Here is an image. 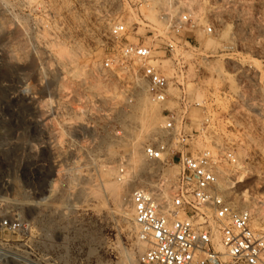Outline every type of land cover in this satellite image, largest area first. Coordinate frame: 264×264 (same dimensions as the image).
<instances>
[{"label": "rangeland", "instance_id": "374dc122", "mask_svg": "<svg viewBox=\"0 0 264 264\" xmlns=\"http://www.w3.org/2000/svg\"><path fill=\"white\" fill-rule=\"evenodd\" d=\"M126 44L152 49L172 80L165 103L151 102L140 67L121 57ZM164 110L187 119L188 151L237 155L244 169L222 168L235 178L227 197L264 225V0H0V223L31 222L19 253L38 264H138L147 247L130 197L170 193L179 173L144 157L166 135ZM135 143L143 169L132 164ZM121 170L136 174L123 206Z\"/></svg>", "mask_w": 264, "mask_h": 264}, {"label": "built area", "instance_id": "2783aa9c", "mask_svg": "<svg viewBox=\"0 0 264 264\" xmlns=\"http://www.w3.org/2000/svg\"><path fill=\"white\" fill-rule=\"evenodd\" d=\"M183 20L189 22L187 17ZM206 31L209 35L213 33L209 26ZM124 33V27L111 31L114 38ZM186 41L195 50L193 39ZM120 54L124 60L134 61L140 67L151 102L165 103L172 80L158 65H153L152 49L126 44L120 48ZM111 64L109 59L105 67L110 68ZM194 106L201 107L198 103ZM191 107L189 103L184 105L185 115ZM163 113L167 114L163 127L166 135L160 141L148 143L144 157L147 161L175 164L179 173L170 193L139 188L130 197L137 240L147 247L139 256L138 264H264V231L255 226L251 211L227 197L234 187L224 188L228 180L235 178H224L222 168H230L231 173L241 171L244 167L240 159L227 148L216 152L188 151L193 135L189 133L192 130L188 129L187 119L180 118L175 111ZM209 124L210 119L205 118L201 130ZM123 176L121 170L119 181ZM32 234V224L25 218L17 216L2 221L0 256L11 263L38 264L28 253H19L25 247L22 243ZM4 242L10 246L5 253L1 252Z\"/></svg>", "mask_w": 264, "mask_h": 264}, {"label": "bare ground", "instance_id": "6f19581e", "mask_svg": "<svg viewBox=\"0 0 264 264\" xmlns=\"http://www.w3.org/2000/svg\"><path fill=\"white\" fill-rule=\"evenodd\" d=\"M61 54V53H60ZM60 54H58V55H60ZM66 55H67V53H66ZM61 56V55H60ZM65 56V55H64ZM61 57H63V56H61ZM68 57V56H67ZM60 60H61V58H60ZM62 61V60H61ZM95 98V97H94ZM107 99V98H106ZM115 101V100H114ZM142 101V100H141ZM144 101V100H143ZM111 102V101H110ZM113 103V102H112ZM114 104V103H113ZM140 108V107H139ZM140 110V109H139ZM152 124V123H151ZM155 126V125H154ZM150 127V126H149ZM146 130V129H145ZM150 130H152L151 128H150ZM147 131V130H146ZM148 134V133H147ZM134 140V139H133ZM135 141H138V140H135ZM139 142V141H138ZM138 143H135L134 145H133V150H132V161H133V167H135V168H140V169H143V165H142V163H141V161H140V158H139V155H138V145H137ZM132 149V148H131ZM111 151H113V150H111ZM111 153V152H110ZM143 162V161H142ZM145 169V168H144ZM111 173V171H108L107 172V174L109 175ZM243 173L244 172H242L241 173V176L238 178V182L236 183V184H244L245 182H246V180H247V176L245 175V173H244V175H243ZM224 176V175H223ZM130 177V176H129ZM135 177H136V174H135V176L133 177V178H125L124 180H122V181H120V183L122 184V186H120V192H117V196H118V198H119V200H120V204L119 205H121V206H123V205H125L126 204V201H127V198H128V193H129V188H126V187H131L132 185H131V183L135 180ZM138 179V178H137ZM230 183V182H229ZM120 184V185H121ZM133 184V183H132ZM231 184H233V183H231ZM106 185V184H105ZM234 185H235V183H234ZM106 187H107V189H106V191L107 190H109V192L111 191V192H114V191H116V187L114 186V185H112V184H107L106 185ZM105 187V188H106ZM226 187V186H225ZM234 187V186H233ZM232 187V188H233ZM104 188V189H105ZM116 188V189H115ZM235 188V187H234ZM231 189V188H230ZM105 191V192H106ZM118 191V190H117ZM231 192H234V190L233 191H230V192H228V194H230ZM245 193H247V192H245ZM111 194V193H110ZM116 196V195H115ZM124 197H127L126 199L124 198ZM117 200V199H116ZM246 201H247V199H246ZM238 205V204H237ZM254 209H256V208H254ZM251 212H253V210L251 211ZM256 213V212H255ZM125 219H129V216L128 215H125ZM258 228L261 230V231H264V225H259L258 226ZM128 254V253H127ZM134 256V255H133ZM125 264H135V260L132 258V257H127V259H126V261H125Z\"/></svg>", "mask_w": 264, "mask_h": 264}]
</instances>
